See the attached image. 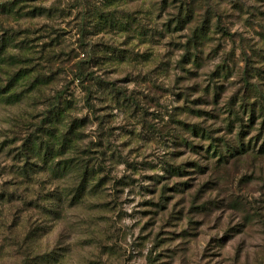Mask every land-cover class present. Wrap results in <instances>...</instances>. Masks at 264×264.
I'll list each match as a JSON object with an SVG mask.
<instances>
[{
	"label": "clouds",
	"instance_id": "9594fccd",
	"mask_svg": "<svg viewBox=\"0 0 264 264\" xmlns=\"http://www.w3.org/2000/svg\"><path fill=\"white\" fill-rule=\"evenodd\" d=\"M20 8L65 55L9 86L40 48L0 40V264H264V0Z\"/></svg>",
	"mask_w": 264,
	"mask_h": 264
},
{
	"label": "rangeland",
	"instance_id": "374dc122",
	"mask_svg": "<svg viewBox=\"0 0 264 264\" xmlns=\"http://www.w3.org/2000/svg\"><path fill=\"white\" fill-rule=\"evenodd\" d=\"M176 2H180V0H176ZM22 3V0H6L5 3L0 4V15H12L13 13H15L16 16H19L20 13H22L24 11L23 8H20L17 11V6L19 4ZM41 9H32V11L26 13V15L28 16H35L38 13H41ZM187 12L188 9H186L185 5L183 3H181V13L180 15H178L175 18V25H176V30H179L181 28V25L183 23L184 20H186L187 17ZM109 15L110 14H105V18L100 20V23L97 25L98 28L103 27L105 25H111L112 21L109 19ZM219 31H224L225 35L227 34V32L223 29L220 28L218 29ZM41 34L37 35L34 34L30 31H26L24 33H12L11 35H9L8 32H5V37H0V40H3L4 38H7L9 40L13 39L15 36L23 34L25 35L27 38L23 41H21L20 46L31 51L33 50L35 47L39 46L40 48V56L39 57H9V63L11 64H25V65H29V67L23 68L21 69L19 72H16L10 79L9 81V86H11L13 83L20 81V80H25L28 77L31 76L32 73H40L39 75H37L34 79H32L30 81V87H36L38 85H43L46 82H50L51 81V76L44 74L43 72V67H42V62H47L48 64H52L55 62H58L59 59L61 57H63L65 54L64 53H60L58 56H47L48 50L52 49V48H56L59 47L60 44L62 43L63 40V36L66 35V33L63 32H57V31H53L50 34H43L44 33V29H39L38 30ZM54 37V38H52ZM41 40H47V43H44L43 45H40V41ZM105 47H107L105 45ZM264 58V57H262ZM3 91H5V89H0V93H2ZM59 107V103L56 104V106H54L53 108L50 109V114L49 116L45 117L44 121H41V125L40 127L43 128V125L45 123L48 122L49 119L54 118L57 108ZM45 131H48L47 129H45ZM29 140L32 139V137L28 138ZM8 143V142H6ZM26 145L28 144V140H26ZM4 145H0V151L3 150ZM42 151L44 152V156L45 158L48 155V152L51 151L50 148H44L42 146ZM216 154V153H214ZM11 155V153H10ZM19 158V157H17ZM191 181H189L190 183ZM76 194L78 195V190L76 192ZM4 199H8L10 202L12 200V196L8 193H0V201L4 200ZM161 207H163V205H161Z\"/></svg>",
	"mask_w": 264,
	"mask_h": 264
}]
</instances>
